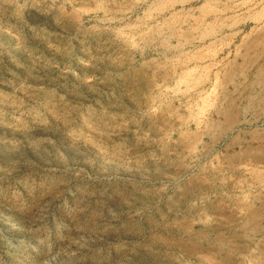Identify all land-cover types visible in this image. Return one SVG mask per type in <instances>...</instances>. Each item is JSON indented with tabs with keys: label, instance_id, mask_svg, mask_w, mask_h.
Segmentation results:
<instances>
[{
	"label": "rangeland",
	"instance_id": "rangeland-1",
	"mask_svg": "<svg viewBox=\"0 0 264 264\" xmlns=\"http://www.w3.org/2000/svg\"><path fill=\"white\" fill-rule=\"evenodd\" d=\"M0 264H264V0H0Z\"/></svg>",
	"mask_w": 264,
	"mask_h": 264
}]
</instances>
